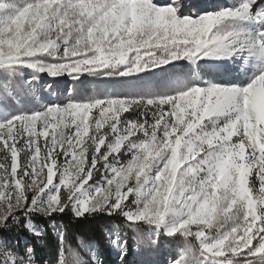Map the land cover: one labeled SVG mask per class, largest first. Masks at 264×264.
<instances>
[{
  "label": "snow or ice",
  "instance_id": "obj_1",
  "mask_svg": "<svg viewBox=\"0 0 264 264\" xmlns=\"http://www.w3.org/2000/svg\"><path fill=\"white\" fill-rule=\"evenodd\" d=\"M185 8L0 0V232L23 221L41 237L33 217L66 211L119 215L133 232L150 227L141 246L182 241L166 264H264V0ZM180 61L193 77L175 71ZM210 62L227 75L205 79ZM43 74L127 90L69 87L25 108ZM56 231L58 264H100L94 248L81 259ZM108 243L127 264V240L110 233ZM34 251L0 236V264H34Z\"/></svg>",
  "mask_w": 264,
  "mask_h": 264
},
{
  "label": "rangeland",
  "instance_id": "obj_2",
  "mask_svg": "<svg viewBox=\"0 0 264 264\" xmlns=\"http://www.w3.org/2000/svg\"><path fill=\"white\" fill-rule=\"evenodd\" d=\"M160 3H165L167 0H159ZM228 0H184L186 5L185 11H199L203 8L210 7L216 3H227ZM177 68L176 72L183 74L184 76L191 78L194 75V70L191 64L187 61L176 62ZM221 69L218 67V62L209 63L204 67V69L199 73L203 75L205 79L210 76H217L213 74V71L216 69ZM227 75V74H226ZM225 75V76H226ZM220 77V76H217ZM48 85H51L52 90L56 93L55 96L50 95ZM155 87H161L162 85L156 83ZM69 87H76L80 89L82 95H92L94 91L103 89L107 91L118 90V91H126L127 86L122 85L121 83L115 80L108 79H98L96 77L88 76L84 74L81 76L79 81H73L67 75L60 77H50L47 74L42 75L40 88L38 90L39 100L33 97H25L23 106L25 108L37 107L39 104L47 103L51 100L64 99L67 95V89ZM127 115V114H125ZM125 219V218H124ZM56 226L55 228L53 226ZM41 227V226H40ZM137 232H133L132 228L129 226V223H126L122 226L117 224H108L105 226L101 233L102 239H85L79 238L77 244L75 246H71L72 253H79V257L81 259H89L90 252L89 249L94 248L100 264H120V258L118 252L108 243V236L111 233L113 237L115 235L122 236L128 242L129 254L127 256V264H166L167 259L169 258V254L171 251H174L178 245H181V240H162V247L159 249L148 248L145 246H141L138 243V239L143 237L147 239L151 236V229L148 225L140 223L136 225ZM57 228H63L62 225L58 223H50V230L53 236L52 250L55 249V256L52 259H48L46 257L40 262L38 259V255L36 253L35 247L27 237L21 238V241L17 239L16 236L11 237H3L7 239L12 245L23 249L25 244H29L34 248V264H58V254H59V245L57 238ZM43 235L41 237H35L29 232L28 235L30 237L36 238V246L40 250L47 249L44 238L46 236L45 228L41 227ZM25 230V229H24ZM64 230V229H63ZM1 236V235H0ZM66 258L71 262L76 257L73 254H66Z\"/></svg>",
  "mask_w": 264,
  "mask_h": 264
},
{
  "label": "trees",
  "instance_id": "obj_3",
  "mask_svg": "<svg viewBox=\"0 0 264 264\" xmlns=\"http://www.w3.org/2000/svg\"><path fill=\"white\" fill-rule=\"evenodd\" d=\"M34 222L45 228L46 236L43 241H45L48 246L47 249L40 250L36 246V238L30 237L26 230H24L21 223L20 226H14L9 231L0 232L2 237H11L16 236L19 242L21 238L27 237L32 240V243L35 247L36 253L38 255V259L41 262L44 257L48 259H52L55 256V249L52 250L53 236L50 230V223H58L62 225L69 242V245L75 246L79 238L85 239H102V229L108 224H117L122 226L126 223V220L119 215L108 216L105 214H95L93 216L87 218H75L70 211H66L65 214H56L52 218H45L43 216H35L33 217Z\"/></svg>",
  "mask_w": 264,
  "mask_h": 264
}]
</instances>
